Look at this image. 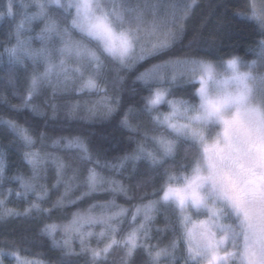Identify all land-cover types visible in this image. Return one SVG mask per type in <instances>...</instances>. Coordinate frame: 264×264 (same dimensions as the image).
Returning <instances> with one entry per match:
<instances>
[{
	"label": "snow or ice",
	"instance_id": "snow-or-ice-1",
	"mask_svg": "<svg viewBox=\"0 0 264 264\" xmlns=\"http://www.w3.org/2000/svg\"><path fill=\"white\" fill-rule=\"evenodd\" d=\"M196 3L197 0H191V3L171 0L168 5L170 10L168 14L158 17L159 0H143V3H134L133 0H105L101 5L102 16L87 31L89 35L103 37L110 33L112 26L115 25L130 33L134 44L126 45V47H133L134 51L128 61L121 66L131 71L139 61L167 49L174 40L179 38L184 27L183 20L190 15L192 6ZM53 5L60 10L59 13L50 11V6ZM33 7L37 11H30ZM86 12L83 0H67V3H62V0H32L31 3L25 0H6L4 10H0V18L4 16L15 18L17 13L20 16L14 30H10L9 33L14 36L16 43L11 47L4 46L3 51L0 52V56L7 55L10 66L7 82L13 87V95L19 96L22 101L20 105L9 102V108L18 113L28 108L36 115H45L43 110L31 103L32 98L45 88H51L53 95L84 90L107 93V85L101 86L98 82L104 79L102 71L104 51L98 45L91 47V40H88L84 34L85 27L81 21V15ZM34 21H40L43 27L32 35ZM146 37L150 39L142 44L141 41ZM34 40L39 42L38 47L34 46ZM184 59L185 71L180 73L179 79L184 82H193L198 78L200 87L196 91L203 96L206 81L203 75H199L202 59L189 56ZM28 61L31 62L30 65ZM165 63H171V61ZM16 66H22L27 73L25 77L27 87L24 95H20L16 88L17 80L14 77ZM90 66L94 69V75L85 77ZM29 67H31L30 73ZM259 67H264V52L259 57ZM204 71L210 70L205 68ZM146 72L147 69L136 79L144 81L146 85L163 81V77L146 78ZM77 79L80 80L79 86L73 88L72 85ZM122 80L123 78L117 75V81ZM176 80L177 77L173 76V81ZM254 81L255 84L251 88L245 85L246 92H241L237 96L227 94L214 103L169 100L166 90L160 88L154 91L150 89V95L144 98L145 110L148 113L153 110L158 111L157 106L161 104H167L170 108L169 112L152 117L154 123L163 126L165 131L152 135L155 145L153 149L149 150L144 142H139L136 150L122 159L139 161L143 158L152 165H158L164 169L163 175L167 179L161 188L155 191L162 192L164 197H168L170 193L176 195L177 203L173 204L178 208L176 226L180 229V235L174 237L168 245L156 251L147 247L149 259L146 264H159L161 257L168 259L169 264H175L181 241L186 252L180 257L184 264H264V111L249 106L250 103L264 104V77L256 76ZM119 103V96L112 97L105 94L96 103L86 106L87 115L83 118L92 119L98 114L105 117L112 116L117 111ZM208 104H211V108L207 107ZM233 106L235 111L231 115L224 114ZM79 107V102L73 103L68 110V117L75 118ZM202 108L206 115L199 113V109ZM52 109L55 118L57 106L53 105ZM212 117L219 119L221 124L219 130H216L214 124L209 127ZM4 123L25 143H33L28 129L22 127L17 121L9 119ZM25 123H28L27 119ZM121 123L132 131H136V126L129 123L127 113ZM168 130L171 134H175V139L169 138ZM147 135L148 133L145 132V137ZM206 135H214L212 143H207ZM178 139L191 142L198 151V155L193 158L190 165H180L186 168V172L181 174L186 178V183L182 186L174 183L177 175L171 171L172 166L165 167L168 163L166 158L174 157L176 154ZM200 141H204L206 172H202L199 166ZM68 142L75 143L87 153V147L80 137L69 139ZM24 157L32 167V176L26 179L23 175H17L8 179L18 181L24 190L22 193H16L17 196L26 197L29 193H34L37 199H42L48 194V190L41 186L43 191L38 192L34 183L40 163L39 156L34 152H26ZM185 159H187V153ZM56 163L57 183H59V173L64 165L58 161ZM194 165L196 175L188 179V173ZM5 171V165L0 163V183H3L5 179ZM85 182L88 191L81 193L78 199L101 191L120 192L127 195V190L122 184L114 180H106L94 169L88 170ZM105 183L115 186L104 189ZM160 202L161 195L158 200L148 201L136 208V213L142 214L143 217L139 230H142L145 236L148 234V223L154 219ZM114 203L115 201L111 200L100 203L99 206L103 209ZM3 204L4 201L0 200V206ZM39 207V204L33 202L24 209L23 213L13 209H5V213L27 215L32 208ZM124 211L126 210L121 208L120 212L109 215L103 211L97 214L89 210L87 213L74 214L69 224L46 225L44 231L53 239L54 244H59V241L55 240L58 227L66 234L78 236L81 252H91L93 261L102 254H106L112 244H123L126 249V260H130L139 247L136 230L122 240L113 238L111 243L103 249L88 247L85 240L92 233L83 231L86 224L102 225L101 236L106 230L114 234L116 227L113 221ZM193 215H203L205 218L194 221ZM169 226L166 224V227ZM63 247L66 249L64 255L74 254L69 239L63 241ZM4 255L15 257L17 264H39L35 261H22L15 253L6 254L3 251H0V264H3Z\"/></svg>",
	"mask_w": 264,
	"mask_h": 264
},
{
	"label": "trees",
	"instance_id": "trees-1",
	"mask_svg": "<svg viewBox=\"0 0 264 264\" xmlns=\"http://www.w3.org/2000/svg\"><path fill=\"white\" fill-rule=\"evenodd\" d=\"M25 2L31 3L32 0ZM133 2L143 3V0H133ZM170 2L171 0H159L158 17L168 14ZM181 2L191 3V0H181ZM5 3L6 0H0V10H4ZM260 8V0H197L192 6L190 15L183 20L182 33L170 47L139 61L131 71L123 69L121 65L103 55L104 79L98 82L101 86L107 85V93L84 90L53 95L51 88H45L31 100L33 105L44 111L45 115L42 116L34 114L28 108L18 113L8 107L9 102L20 105L22 101L19 96L13 95V87L7 82L10 67L7 55L0 56V163L6 168L5 179L0 183V200L4 201L0 206V251L6 254L15 253L22 261H35L39 264H146L149 259L147 247L156 251L179 236L180 229L176 226L178 208L173 203L166 204L162 201L157 206L154 219L148 223L147 236L139 230L141 217L134 216L137 206L158 200L162 192L155 190L161 188L167 177L163 175V168L152 165L143 158L139 161L122 158L133 153L139 142H144L149 150L153 149L155 145L152 135L165 131L163 126L154 123L152 117L167 113L170 108L167 104H161L157 106L158 111L153 110L148 113L145 110L144 98L150 95V89L166 90L169 100H188L198 103L195 91L199 85L196 80L184 82L179 79L180 73L185 71L186 56L223 63L225 59L239 55L245 62L259 63V57L264 52V43H262L264 25L257 18ZM30 11L34 12L37 9L33 7ZM50 11L59 13L60 10L53 5L50 6ZM19 19V13L15 18L8 16L0 18V52L3 51L4 46L11 47L16 43L14 36L9 33L10 30H14ZM42 27L40 21H34L32 35ZM147 39L150 38L146 37L141 43L143 44ZM33 44L39 46L38 41L34 40ZM90 46L97 45L94 41H90ZM166 61L171 63H165ZM27 63L31 64L30 61ZM146 69V78L163 77V81L146 85L144 81L137 80L136 77ZM28 71L30 73L31 67ZM26 75L22 66H16L14 77L20 95L26 93ZM87 75H94L91 66L85 77ZM117 75L123 80L117 81ZM173 76L177 77L176 81H173ZM79 83L80 80L77 79L72 87H78ZM105 94L120 97L117 111L109 117L98 114L92 119H84L83 117L87 115L86 106L96 103ZM75 102L80 104L77 116L69 118L68 110ZM53 105L57 106L55 118L52 114ZM126 113L129 123L136 126V131L121 123ZM9 119L17 121L28 129L33 139L32 144L25 143L5 125L4 121ZM26 119L28 123H25ZM145 132L148 133L147 137ZM168 134L169 138L175 139V134H171L170 130ZM75 137L81 138L87 147V153L75 143L69 144V139ZM176 143V154L174 157L166 158L168 163L165 167L172 166L171 171L180 176L186 172V168L180 165H190L193 158L198 155V151L196 146L183 139H178ZM26 152H34L39 156L40 163L34 183L36 191H43V188L48 190V194L42 199H37L34 193H29L26 197L17 196L16 193H22L24 190L18 181L8 179L17 175H23L26 179L32 176V167L24 157ZM186 153L187 159H185ZM57 161L64 165L59 173V183H57ZM89 169H94L106 180L110 179L122 184L127 190V195L101 191L78 199L81 193L88 191L85 180ZM114 186L105 183L103 188L109 189ZM111 200L115 201L114 205L103 209L99 206L100 203ZM33 202L40 207L32 208L27 215L5 213V209L23 213L24 209ZM121 208L126 211L113 221L116 227L114 234L106 230L101 236L102 225L86 224L83 231L92 233L85 240L88 247L103 249L113 238L122 240L136 230L139 247L130 260H126V249L123 244H112L106 254L93 261L91 252H81L78 236L66 234L58 227L55 240L59 241V244H54L53 239L44 231L46 225L69 224L74 214H83L91 210L97 214L101 211H110L109 215H111L120 212ZM199 217L201 216L193 215L192 218ZM166 224L170 226L166 227ZM65 239L70 240L74 254H63L66 251L63 247ZM184 254H186L185 246L181 241L175 264H184L180 258ZM2 259L3 264H17L16 258L11 255H4ZM159 264H169V261L161 257Z\"/></svg>",
	"mask_w": 264,
	"mask_h": 264
},
{
	"label": "clouds",
	"instance_id": "clouds-1",
	"mask_svg": "<svg viewBox=\"0 0 264 264\" xmlns=\"http://www.w3.org/2000/svg\"><path fill=\"white\" fill-rule=\"evenodd\" d=\"M105 0H83V6L86 7L87 12L82 13L81 21L85 27V35L88 40L94 41L103 51L104 55L109 57L112 61L118 65H123L133 54V47H126V45L134 44L131 40V34L125 30L113 25L110 33L101 36H93L88 34V28L91 25L97 23L98 18L102 16L101 5ZM62 3H67V0H62ZM260 11L258 19L261 24H264V0H260ZM74 10V9H73ZM201 71L199 75H203L205 83V92L203 96L199 91H196L198 102H217L221 100L225 95L231 94L237 96L241 92H246L245 85L249 88L255 84L254 77H264V67H259V63L256 61L245 62L239 55L231 56L223 61L222 64H217L212 60L200 61ZM207 68L210 71H204ZM196 82L200 87V80L197 78ZM199 87L197 89H199ZM250 99V98H249ZM250 107L264 111V104L250 103ZM211 108V104L207 105ZM235 111V107L229 108L224 114L231 115ZM201 115H206L205 110L199 109ZM215 125L216 130L221 127L220 121L216 117L211 118L209 127ZM202 131H204L202 129ZM214 135H206L207 143H212ZM204 141L199 142V166L202 172L207 171V164L204 159ZM196 175V166L188 173V179H191ZM174 183L183 185L186 183V178L183 175L177 176ZM161 201L163 203H177L176 195L170 193L168 197H164L161 194Z\"/></svg>",
	"mask_w": 264,
	"mask_h": 264
},
{
	"label": "rangeland",
	"instance_id": "rangeland-1",
	"mask_svg": "<svg viewBox=\"0 0 264 264\" xmlns=\"http://www.w3.org/2000/svg\"><path fill=\"white\" fill-rule=\"evenodd\" d=\"M217 64H222V63H219V62H216ZM199 87V86H198ZM105 213H107V214H110V211H108V212H105ZM134 216H140L141 217V221L143 220V217H142V214H137L136 213V210H135V212H134ZM205 217L203 216V215H201V217H199V218H196V219H193L194 221L195 220H198V219H204ZM115 226V225H114ZM131 233V232H130Z\"/></svg>",
	"mask_w": 264,
	"mask_h": 264
}]
</instances>
